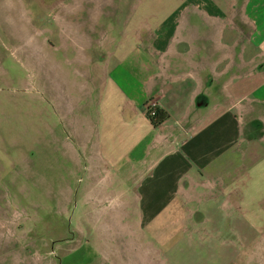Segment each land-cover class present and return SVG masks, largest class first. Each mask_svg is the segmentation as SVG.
I'll return each instance as SVG.
<instances>
[{"label":"crops","instance_id":"crops-1","mask_svg":"<svg viewBox=\"0 0 264 264\" xmlns=\"http://www.w3.org/2000/svg\"><path fill=\"white\" fill-rule=\"evenodd\" d=\"M175 2L163 26L114 24L90 85L64 79V119L90 172L112 177L95 199L132 264H234L241 205L264 195V0ZM107 37L81 42V59ZM150 100L169 116L159 127Z\"/></svg>","mask_w":264,"mask_h":264},{"label":"rangeland","instance_id":"rangeland-1","mask_svg":"<svg viewBox=\"0 0 264 264\" xmlns=\"http://www.w3.org/2000/svg\"><path fill=\"white\" fill-rule=\"evenodd\" d=\"M178 6L175 0H0V264H132L125 236L101 220L96 183L112 177L87 168L64 119V79L72 88L91 82L97 59L118 45L114 24L150 30L164 25L155 16L159 9ZM105 32L109 41L100 47L99 40L90 52L94 63L81 59V42ZM58 35L79 45L63 48ZM241 206L251 227L236 236L234 264H264V195ZM249 207L254 216L245 214Z\"/></svg>","mask_w":264,"mask_h":264},{"label":"trees","instance_id":"trees-1","mask_svg":"<svg viewBox=\"0 0 264 264\" xmlns=\"http://www.w3.org/2000/svg\"><path fill=\"white\" fill-rule=\"evenodd\" d=\"M147 115L150 118L151 123L157 127L162 125L169 118L168 114L163 109L159 108V106H157L154 115H150L149 113H147Z\"/></svg>","mask_w":264,"mask_h":264},{"label":"built area","instance_id":"built-area-1","mask_svg":"<svg viewBox=\"0 0 264 264\" xmlns=\"http://www.w3.org/2000/svg\"><path fill=\"white\" fill-rule=\"evenodd\" d=\"M157 106H159L157 100H150V101H148V103L146 105V111H147V113H149L150 115H154L155 112H156Z\"/></svg>","mask_w":264,"mask_h":264}]
</instances>
